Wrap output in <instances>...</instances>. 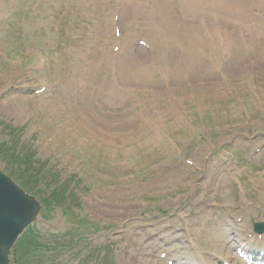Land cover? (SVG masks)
Returning a JSON list of instances; mask_svg holds the SVG:
<instances>
[{
	"label": "rangeland",
	"instance_id": "rangeland-1",
	"mask_svg": "<svg viewBox=\"0 0 264 264\" xmlns=\"http://www.w3.org/2000/svg\"><path fill=\"white\" fill-rule=\"evenodd\" d=\"M162 1L0 0V147L64 195L35 223L58 245L43 264H246L261 245L264 0L169 4L170 47ZM201 21L214 40L189 53Z\"/></svg>",
	"mask_w": 264,
	"mask_h": 264
},
{
	"label": "water",
	"instance_id": "water-1",
	"mask_svg": "<svg viewBox=\"0 0 264 264\" xmlns=\"http://www.w3.org/2000/svg\"><path fill=\"white\" fill-rule=\"evenodd\" d=\"M39 210V201L0 171V264H8L10 248Z\"/></svg>",
	"mask_w": 264,
	"mask_h": 264
},
{
	"label": "trees",
	"instance_id": "trees-1",
	"mask_svg": "<svg viewBox=\"0 0 264 264\" xmlns=\"http://www.w3.org/2000/svg\"><path fill=\"white\" fill-rule=\"evenodd\" d=\"M1 157L4 161L9 160V165L6 170L23 188L36 195H42L38 185L46 178L45 175L42 176L43 166L41 164H36L31 158L22 157L21 154L14 151V148H4ZM62 194V189L60 190V194L55 190L52 191L49 196L41 198L44 206L48 207V205L53 202L63 205L64 195ZM17 249L22 262L25 258L30 257L35 260V263L37 264L38 259L40 260L44 254L43 250L49 249V247H47L46 244L41 243L39 234L31 228L28 229V231L19 239Z\"/></svg>",
	"mask_w": 264,
	"mask_h": 264
},
{
	"label": "bare ground",
	"instance_id": "bare-ground-1",
	"mask_svg": "<svg viewBox=\"0 0 264 264\" xmlns=\"http://www.w3.org/2000/svg\"><path fill=\"white\" fill-rule=\"evenodd\" d=\"M176 2L181 4L183 7H185L188 11L191 12L200 9L202 7L209 6L210 8L213 9V13L215 11L214 13L215 16L218 15L222 16L221 13H226V15L230 18L233 14V8L235 7L234 0H164L160 5L158 11L159 13L156 16L155 20L159 21L160 23L157 26V28L162 27L163 29L159 28V30H162L167 36L165 40H162L158 43L156 42L157 45L165 44L166 46L170 47L171 40L169 37L176 35L178 32V26L176 21L167 18V13L169 12V4L176 5ZM144 17L145 18L147 17L145 12H144ZM183 28H187V27L183 26ZM183 38L187 42V48L190 45L188 44V42L190 41L192 43H196L195 47L197 48V47H202V45L204 44L209 45V42L212 43L214 40V38L212 37L210 38L209 27L207 26V23H205L204 21H201V24L197 30H195V28H189V30H187L186 33H184ZM175 42H177V40ZM190 47H191L190 49L186 48V50H188L189 53L190 50L193 51L192 49L193 46L190 45Z\"/></svg>",
	"mask_w": 264,
	"mask_h": 264
}]
</instances>
